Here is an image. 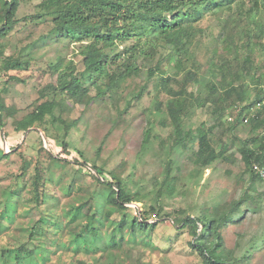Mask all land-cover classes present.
I'll use <instances>...</instances> for the list:
<instances>
[{
	"label": "rangeland",
	"instance_id": "obj_1",
	"mask_svg": "<svg viewBox=\"0 0 264 264\" xmlns=\"http://www.w3.org/2000/svg\"><path fill=\"white\" fill-rule=\"evenodd\" d=\"M43 2L20 0L14 24L0 36V100L5 107L0 128V264H204L191 245L188 227L174 220L214 207L216 213L227 212L244 194L251 198L220 229L222 249L237 264H264V178L250 183L237 151L239 140L252 134L250 121L240 118L264 117V111L253 109L256 96H264L263 0L258 11L249 13L250 0L203 4L189 20L192 35L185 47L177 52L162 39L152 40L154 48L147 57H137L138 72L124 82L119 98L105 95L87 104L67 99L54 114L62 115L68 128L46 116L42 123L17 131L15 125L25 114L44 100L59 98L52 89L59 73L83 70L81 44L75 35L67 38L53 29V18L45 14L54 7L47 10ZM257 22L262 30L251 73L239 69L234 80V85H245L243 97L230 95L218 117L206 97V86L221 78L212 67L241 60L243 31ZM177 58L181 70L174 66ZM8 59L22 65L4 69ZM156 68L163 73L155 70L149 76L148 69ZM187 71L196 80L185 82ZM230 77L225 76L224 84ZM218 84L216 97L222 87ZM168 88H184L188 98L180 121L190 135L183 142H176L167 116L172 98ZM88 93L95 95L93 88ZM230 115L239 118L231 130ZM212 125V146L218 151L227 144L226 159L200 166L193 161L196 133ZM146 129L150 137L145 141ZM112 175L126 194L136 196L124 209L109 202L110 188L102 180L112 182ZM163 178L174 183L172 188L162 186ZM139 213L150 226L128 236L127 224ZM120 220L123 239L111 245V236L120 234Z\"/></svg>",
	"mask_w": 264,
	"mask_h": 264
},
{
	"label": "trees",
	"instance_id": "obj_2",
	"mask_svg": "<svg viewBox=\"0 0 264 264\" xmlns=\"http://www.w3.org/2000/svg\"><path fill=\"white\" fill-rule=\"evenodd\" d=\"M0 1L2 3L0 9L1 36L10 30L14 24L13 17L20 0ZM259 2L260 0H250L252 4H250L247 13L251 10L258 11ZM210 3L211 0H44L43 4L47 10L54 7V10H48L49 14H45L53 18L55 23L53 29L67 38L75 35L76 40L81 44L79 53L82 56L83 70L77 73L72 71L59 73L57 84L52 86L54 93H57L59 98H51L38 104L31 112L17 121L15 130H27L35 124L42 123L46 116L50 120L58 119L68 128L67 123L69 122L66 123L62 115L56 116L54 114L56 108L60 107L62 109L63 102L67 99L75 103L87 104L90 99L98 100L105 95L114 100L117 97L119 98L122 95L121 90L124 82L132 74L138 72L137 57L140 55L147 57L154 48L149 43L153 42L152 40L158 42L162 39L171 44L174 50L180 52L191 39L192 29L189 20L199 14V9L203 4L209 5ZM261 30L262 26L257 22L254 28L249 27L243 31L246 40L242 43L241 60L234 59L235 61L232 64L225 60L219 64L215 63L212 67V72L220 74L221 78L218 80L219 82L213 80L206 86L208 90L206 97L213 103L215 107L213 111L216 112L218 117L224 112L225 105L223 106V104L230 95L235 94L238 99L243 97L245 85L242 83L234 85V80L239 69L251 73L254 62V47L259 43L260 35L258 32ZM122 45L121 50L115 53L109 52V49ZM21 65L16 59H8L4 62L3 68L8 70ZM182 65L180 58H177L174 66L181 70ZM58 68V65H55V70H58ZM157 69H148L149 76L155 74ZM233 69L236 71H232ZM157 72L163 73L161 70H157ZM227 74H231V77L224 84ZM166 78H161L162 84L163 81L166 82ZM184 78L185 82L196 80V74L187 71ZM87 79L90 81L88 85L85 83ZM218 83H221L222 87L219 96L216 97ZM91 88L95 91L94 96H89L88 92ZM167 90L172 96L166 108L167 116L174 127V134L178 138L176 142H183L184 137L190 135V130L185 131L182 129L180 121L185 112L188 98L184 95V88H178L175 91L172 88ZM139 93L137 92L135 96L138 97ZM191 96L190 93L189 97ZM262 98L264 96L258 94L253 103ZM4 109L5 107L0 100V128L4 124L1 116ZM258 111H264V108ZM235 117L230 121L232 124L228 128L229 130L234 128L238 122V117ZM248 121L251 123L250 130L252 134L248 138L239 140L237 151L240 154L245 171L249 175L250 183H253L255 180L263 179L255 166H264V117L256 115L249 117ZM214 127L212 125L197 130L198 146L193 161L200 166L209 165L217 159H226L224 153L228 148L227 144H222L218 151L212 146L209 136ZM258 129H262V134L256 133ZM149 137L150 130L146 129L145 141ZM63 146L65 147V144ZM48 153L51 154L52 151L49 150ZM93 169L102 175L101 168L93 166ZM168 170L169 168L166 171ZM39 178L37 172L36 181ZM102 182L109 186V202L116 207L124 209L125 204L136 198V196L126 194L121 181L113 175L112 182L108 180H102ZM173 184L163 178V187L170 189ZM34 190L36 199H39L38 186ZM247 198L251 197L244 194L227 212L216 213L217 209L214 207L213 210L208 212L187 215L180 221L174 220L177 225L188 227L191 236L194 238L191 245L198 251L204 264H237L228 258L222 249L220 229L233 220L232 214L242 208ZM140 214L142 215V213H139V216L137 214L129 220L127 224L128 236H132L135 230L144 231L150 226L147 217H142ZM93 219L94 215L90 217L89 222L91 223ZM123 225L124 220H120L116 227L119 228L120 234L111 236V245H115L117 239H123ZM27 253L31 254L30 252ZM16 260L17 262L21 261L19 254H17Z\"/></svg>",
	"mask_w": 264,
	"mask_h": 264
},
{
	"label": "built area",
	"instance_id": "obj_3",
	"mask_svg": "<svg viewBox=\"0 0 264 264\" xmlns=\"http://www.w3.org/2000/svg\"><path fill=\"white\" fill-rule=\"evenodd\" d=\"M262 108H264V98H262L261 100L255 102V104H254V106H253V109H256V110H260V109H262ZM234 117H235V116H231V115H230V116L227 118V120H228V121H232V120L234 119ZM248 118H249V117L245 116V117H242L241 120H242L244 123H246V122H248ZM255 168H256L257 172L259 173V175H260L262 178H264V166H261V167L255 166Z\"/></svg>",
	"mask_w": 264,
	"mask_h": 264
}]
</instances>
